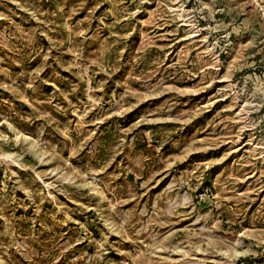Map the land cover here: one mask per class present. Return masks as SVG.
I'll use <instances>...</instances> for the list:
<instances>
[{"label":"rangeland","instance_id":"374dc122","mask_svg":"<svg viewBox=\"0 0 264 264\" xmlns=\"http://www.w3.org/2000/svg\"><path fill=\"white\" fill-rule=\"evenodd\" d=\"M0 264H264V0H0Z\"/></svg>","mask_w":264,"mask_h":264}]
</instances>
